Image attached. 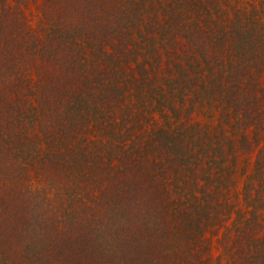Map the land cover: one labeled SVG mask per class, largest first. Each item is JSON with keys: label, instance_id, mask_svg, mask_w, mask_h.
Instances as JSON below:
<instances>
[{"label": "trees", "instance_id": "1", "mask_svg": "<svg viewBox=\"0 0 264 264\" xmlns=\"http://www.w3.org/2000/svg\"><path fill=\"white\" fill-rule=\"evenodd\" d=\"M0 264H264V0H0Z\"/></svg>", "mask_w": 264, "mask_h": 264}, {"label": "rangeland", "instance_id": "2", "mask_svg": "<svg viewBox=\"0 0 264 264\" xmlns=\"http://www.w3.org/2000/svg\"><path fill=\"white\" fill-rule=\"evenodd\" d=\"M242 2H248V0H240ZM176 2L178 4H181L182 0H176ZM233 6H235L234 3H231ZM174 6V4H172V7ZM157 7V4L153 6L152 9H155ZM171 7V5L169 6ZM169 7H165V16L162 18V16L160 15L159 12H157L156 14V17L153 16V14L151 15L149 13V11H147L146 14H142L140 16V22L137 23V30L140 34L142 35H145V37H149V33L145 31V28L146 27H150L148 24L150 23V18L151 16H153V19L156 20L157 22H165V21H169L171 20L169 17L171 15V12H170V8ZM176 7V6H175ZM238 9L240 8L239 6H236ZM180 12V11H179ZM139 13H142V11H140ZM182 13V12H181ZM182 15H184L182 13ZM185 16L188 17V12L185 13ZM214 19V18H212ZM172 21V20H171ZM162 22V23H163ZM161 23V24H162ZM136 36H134L135 38ZM155 38V37H153ZM215 73V71H214ZM160 76H158L159 78ZM213 79H214V76H211L209 77L206 73L204 74V85H205V89H204V92H205V95H207V93H210V92H215V89H214V84H213ZM158 85L155 83L153 84V88H156ZM218 93V92H217ZM217 93H213V95H217ZM126 96V94H125ZM153 96L158 99V95L157 94H153ZM152 96V97H153ZM153 97V98H154ZM154 98V99H155ZM132 103H133V100H131ZM156 103L155 102H152V106L150 108V110H152V112H148V116L147 118H149L151 121L148 123V124H145L144 122L146 121V116L143 114V117L141 118H138V120L140 121L139 124L143 125L145 128H143L142 130L140 131H171V129H167L164 127V123L162 121V118L160 116V114L158 112H156L154 109ZM163 112L165 113V110L163 109ZM192 121L195 122V123H198L200 125L203 124V118L201 117V115H197V116H192ZM241 160L242 158H238V161H237V164H238V169H240L242 167V163H241ZM249 168V167H248ZM234 181L238 183V186L237 188L239 187V184L241 183V178L236 175L234 177Z\"/></svg>", "mask_w": 264, "mask_h": 264}]
</instances>
